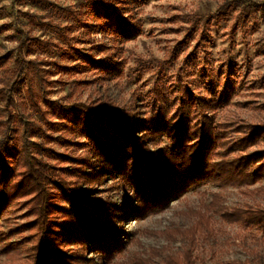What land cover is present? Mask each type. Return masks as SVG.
<instances>
[{
    "label": "rangeland",
    "instance_id": "1",
    "mask_svg": "<svg viewBox=\"0 0 264 264\" xmlns=\"http://www.w3.org/2000/svg\"><path fill=\"white\" fill-rule=\"evenodd\" d=\"M106 1L107 9L136 23L135 38L126 39L115 23L94 11L93 0H0V58H4L0 60V89L18 66L17 60L38 58L45 61L46 75L43 86L33 81L38 98L47 96L61 104H101L106 110L135 108L143 121L132 127L137 138L152 131L149 123L162 102L175 114L186 91L197 100L194 109L205 101L218 121L264 123V0ZM14 83L11 121L0 101V140L7 150L18 149L24 138L40 143L34 146L35 154L72 184L68 172L77 166L72 160L91 149V140L81 131L64 128L44 103L43 112H36L25 75ZM230 87L229 101H220ZM49 134L54 139L47 138ZM144 143L153 150L173 148L166 137H149ZM261 150L264 144L251 149ZM255 188H261L256 197L245 195ZM131 192L116 168L90 198L120 205ZM214 194H220L222 204L229 208L260 205L264 178L242 187L199 185L172 197L161 212H132L121 218V224L111 220L110 228L120 226L126 235L122 250H112L114 257L103 264H130L137 252L164 248L152 263L163 264L167 254L183 250L186 242L181 237L169 240L161 231L192 226L198 220L192 213L204 210L203 204L211 202ZM23 202L6 211L10 222L0 220V230L13 232L12 241H21L28 233L24 225L33 220L26 215ZM220 214H207L210 227L197 236L195 264H264L262 232L256 226L225 223ZM89 255L98 258L102 254L92 250Z\"/></svg>",
    "mask_w": 264,
    "mask_h": 264
},
{
    "label": "trees",
    "instance_id": "2",
    "mask_svg": "<svg viewBox=\"0 0 264 264\" xmlns=\"http://www.w3.org/2000/svg\"><path fill=\"white\" fill-rule=\"evenodd\" d=\"M92 3L93 10L115 23L123 37L135 38L136 23L107 9L106 0ZM261 10L264 15V6ZM66 11L76 13L72 9ZM41 42L50 46L47 41ZM19 43L24 45V40ZM22 61L17 60L18 66L6 76L5 85L0 89V101L5 104L10 121L14 81L25 75L33 109L41 114L44 103L62 120L64 128L85 133L92 147L72 160L77 166L68 172L74 180L69 184L35 154L34 146L40 143L24 138L18 149L7 150L0 140V220L10 222L6 211L23 199L26 215L33 217L24 225L28 230L22 239L24 242L12 241L13 232L0 230V256H3L0 264H103L106 258L114 257L112 250H122L126 235L120 226L110 228L111 220L121 224V218L132 212L139 215L161 212L172 197L199 185L242 187L264 178V150L251 151L264 144V123L218 121L209 103L201 102L194 109L197 100L186 91L182 107L175 114L162 102L156 118L149 123L152 131L137 138L132 134V127L143 121L135 108L106 110L101 104H61L47 96L38 98L33 81L43 86L45 61L38 58ZM232 92L233 88H228L220 101L227 103ZM46 137L54 139L50 134ZM149 137H166L173 148L153 150L144 143ZM59 139L69 141L63 136ZM116 168L132 189L128 201L114 205L110 201L91 199L97 185ZM260 192L261 188H255L245 195L256 197ZM203 206L204 210L192 213L198 220L189 228L156 232L169 240L181 237L186 242L183 250L167 254L163 264H195L193 248L198 234L204 227H210L209 212H220L221 219L228 224L256 226L264 235V201L256 206L229 208L222 204L220 194H214L211 202ZM163 249L137 252L130 264H152ZM92 250L102 255L92 257L89 255Z\"/></svg>",
    "mask_w": 264,
    "mask_h": 264
}]
</instances>
